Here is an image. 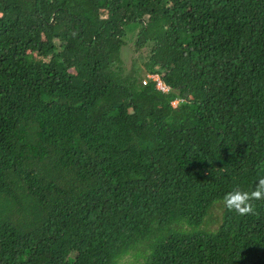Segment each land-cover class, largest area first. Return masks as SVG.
<instances>
[{"label": "trees", "instance_id": "trees-1", "mask_svg": "<svg viewBox=\"0 0 264 264\" xmlns=\"http://www.w3.org/2000/svg\"><path fill=\"white\" fill-rule=\"evenodd\" d=\"M260 178L264 0H0V264H264Z\"/></svg>", "mask_w": 264, "mask_h": 264}, {"label": "clouds", "instance_id": "clouds-1", "mask_svg": "<svg viewBox=\"0 0 264 264\" xmlns=\"http://www.w3.org/2000/svg\"><path fill=\"white\" fill-rule=\"evenodd\" d=\"M264 200V178H260L251 192L236 188L228 192L224 197V204L230 211L244 216L254 214L255 206L253 201Z\"/></svg>", "mask_w": 264, "mask_h": 264}, {"label": "rangeland", "instance_id": "rangeland-1", "mask_svg": "<svg viewBox=\"0 0 264 264\" xmlns=\"http://www.w3.org/2000/svg\"><path fill=\"white\" fill-rule=\"evenodd\" d=\"M132 44H133V41H130L128 43V46H130ZM145 54L146 53H145V51L143 49H141V50H139V51L134 53L131 48L130 49L126 48L124 50V53H123V58H124L123 60H124L125 66L126 67L130 66L131 57L134 56V60H135V62L137 64V66H138V69L139 70L142 69V64H143L142 61L145 60V57H146ZM153 77L155 78L156 76L154 75ZM175 103H176V101L173 102V104H175Z\"/></svg>", "mask_w": 264, "mask_h": 264}, {"label": "built area", "instance_id": "built-area-1", "mask_svg": "<svg viewBox=\"0 0 264 264\" xmlns=\"http://www.w3.org/2000/svg\"><path fill=\"white\" fill-rule=\"evenodd\" d=\"M147 76H148V77H152V78H154V77H153L154 75H152V74H148ZM155 76H156V75H155ZM154 79L157 80V87H159V88L162 89V90H167V86H165L164 84H162V82L160 81V79L158 78V76H156Z\"/></svg>", "mask_w": 264, "mask_h": 264}, {"label": "bare ground", "instance_id": "bare-ground-1", "mask_svg": "<svg viewBox=\"0 0 264 264\" xmlns=\"http://www.w3.org/2000/svg\"><path fill=\"white\" fill-rule=\"evenodd\" d=\"M159 89V88H158ZM167 93V92H166Z\"/></svg>", "mask_w": 264, "mask_h": 264}]
</instances>
